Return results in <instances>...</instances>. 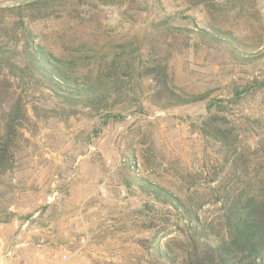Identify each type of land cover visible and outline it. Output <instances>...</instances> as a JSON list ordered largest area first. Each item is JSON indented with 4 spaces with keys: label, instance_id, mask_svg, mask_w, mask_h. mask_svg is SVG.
<instances>
[{
    "label": "rangeland",
    "instance_id": "rangeland-1",
    "mask_svg": "<svg viewBox=\"0 0 264 264\" xmlns=\"http://www.w3.org/2000/svg\"><path fill=\"white\" fill-rule=\"evenodd\" d=\"M24 1L0 0L1 97L16 92L28 109L15 123L14 168L0 175V264H154L158 250L181 259L189 219L156 199V187L213 225L214 241L222 232L223 156L202 126L213 102L251 145L264 133V90L256 83L264 80V0ZM170 25L192 31L190 47L171 60L174 85L208 94L205 101L161 109L150 103L151 76L137 80L123 104L96 113L55 96L41 76L28 71L20 82L9 69L27 62L34 40L63 59L67 87L77 88L121 51L107 46L155 37L169 50ZM7 118L0 112V136Z\"/></svg>",
    "mask_w": 264,
    "mask_h": 264
},
{
    "label": "trees",
    "instance_id": "trees-1",
    "mask_svg": "<svg viewBox=\"0 0 264 264\" xmlns=\"http://www.w3.org/2000/svg\"><path fill=\"white\" fill-rule=\"evenodd\" d=\"M41 1H32L25 7H33ZM187 1L194 6L211 2ZM79 9L76 13L85 22L82 17L85 11ZM165 32L170 38L169 50L167 45L165 50L160 49L159 38L155 37H145L142 41L129 40L112 47L103 45V48L107 46V52L114 49L121 51H116L110 63L105 61L106 58L101 59L95 79L88 77L77 88L67 87V77L61 67L63 59L51 50L46 51L42 44H34V40L27 41V62H13L9 64V69L20 82L25 81L28 71L33 73L32 78L41 76L52 84L55 96L71 104L85 105L96 113L123 104L136 93L133 84L151 76L157 88L150 103L161 109L207 100L208 94L178 91L171 72L173 56L190 47L192 31L170 25ZM201 35L205 38L209 34ZM148 44L149 48L146 47ZM145 49L148 53H145ZM256 83L264 90V80ZM5 84L4 81L0 82L2 88ZM2 94L0 89V112L8 118L4 133L0 136V175L14 168L19 136L15 123L28 117V109L21 95L14 92L11 100L4 101ZM140 108L143 109L141 103ZM225 110V107L209 103L208 117L202 126V134L214 139L222 148L221 177L216 188V202L222 204V232L217 233L215 242L212 241L213 225H202L197 212L181 198L162 187L153 188L151 192L156 199L173 203L189 219V227L180 230L185 237V255L179 259L172 257L169 251L158 250L156 255L159 260L154 264H264V133L257 135L255 146L251 145L237 130L238 127H229L224 123L226 117L222 114Z\"/></svg>",
    "mask_w": 264,
    "mask_h": 264
},
{
    "label": "water",
    "instance_id": "water-1",
    "mask_svg": "<svg viewBox=\"0 0 264 264\" xmlns=\"http://www.w3.org/2000/svg\"><path fill=\"white\" fill-rule=\"evenodd\" d=\"M32 1H34V0H27V1H24V3H30Z\"/></svg>",
    "mask_w": 264,
    "mask_h": 264
}]
</instances>
